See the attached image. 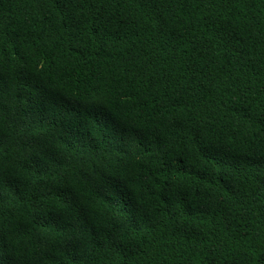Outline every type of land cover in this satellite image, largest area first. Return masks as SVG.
Returning a JSON list of instances; mask_svg holds the SVG:
<instances>
[{
	"label": "trees",
	"instance_id": "obj_1",
	"mask_svg": "<svg viewBox=\"0 0 264 264\" xmlns=\"http://www.w3.org/2000/svg\"><path fill=\"white\" fill-rule=\"evenodd\" d=\"M0 264H264V0H0Z\"/></svg>",
	"mask_w": 264,
	"mask_h": 264
}]
</instances>
